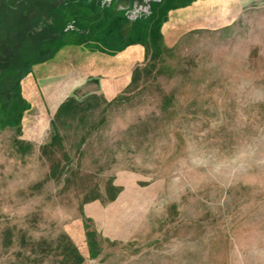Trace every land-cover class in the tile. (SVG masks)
Listing matches in <instances>:
<instances>
[{"label":"rangeland","instance_id":"1","mask_svg":"<svg viewBox=\"0 0 264 264\" xmlns=\"http://www.w3.org/2000/svg\"><path fill=\"white\" fill-rule=\"evenodd\" d=\"M128 27L2 71L0 264H264V0Z\"/></svg>","mask_w":264,"mask_h":264},{"label":"flooded vegetation","instance_id":"2","mask_svg":"<svg viewBox=\"0 0 264 264\" xmlns=\"http://www.w3.org/2000/svg\"><path fill=\"white\" fill-rule=\"evenodd\" d=\"M157 2L159 0H35L31 5L26 0H0V9L14 13L26 23L19 27L15 22H6L7 26L0 29V76L12 63L18 46L59 43L69 33H85L92 27L110 36L115 34L112 30L121 32L119 27L123 22L128 23L131 31L141 29L143 19ZM23 4L27 7L19 8ZM23 68L24 64L18 63L19 78L23 77L20 75Z\"/></svg>","mask_w":264,"mask_h":264},{"label":"trees","instance_id":"3","mask_svg":"<svg viewBox=\"0 0 264 264\" xmlns=\"http://www.w3.org/2000/svg\"><path fill=\"white\" fill-rule=\"evenodd\" d=\"M141 29H142V28H141ZM139 30H140V29H139ZM30 62L32 63V62H33V60H31ZM18 78H19V77H18ZM17 83H18V82H17V79H16V80L14 81V83H13V84H14V86H16V84H17ZM12 87H13V86H12ZM8 89H11V87H9Z\"/></svg>","mask_w":264,"mask_h":264},{"label":"crops","instance_id":"4","mask_svg":"<svg viewBox=\"0 0 264 264\" xmlns=\"http://www.w3.org/2000/svg\"><path fill=\"white\" fill-rule=\"evenodd\" d=\"M126 60V59H125Z\"/></svg>","mask_w":264,"mask_h":264}]
</instances>
